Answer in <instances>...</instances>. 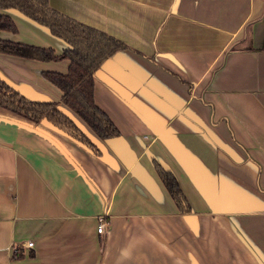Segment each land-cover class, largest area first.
<instances>
[{"label": "crops", "instance_id": "crops-1", "mask_svg": "<svg viewBox=\"0 0 264 264\" xmlns=\"http://www.w3.org/2000/svg\"><path fill=\"white\" fill-rule=\"evenodd\" d=\"M49 5L126 44L94 75L120 135L100 138L46 79L67 73L69 59L0 51L1 79L59 102L99 150L0 106V264H264V0ZM0 15L17 27L0 39L57 55L68 46L18 9Z\"/></svg>", "mask_w": 264, "mask_h": 264}, {"label": "trees", "instance_id": "trees-1", "mask_svg": "<svg viewBox=\"0 0 264 264\" xmlns=\"http://www.w3.org/2000/svg\"><path fill=\"white\" fill-rule=\"evenodd\" d=\"M0 7L20 10L68 44L63 53L57 55L52 48L0 39V51L38 60L69 59L67 73L44 71V76L61 89L62 102L75 111L100 138L118 137L120 130L96 102L94 75L105 60L117 50L125 48L126 44L53 9L49 0H0ZM0 29L16 31L17 27L9 16L0 15ZM0 106L35 121L47 119L99 152L74 120L59 108L57 101L30 99L0 78ZM155 166L180 210L191 212V205L176 176L157 161Z\"/></svg>", "mask_w": 264, "mask_h": 264}, {"label": "built area", "instance_id": "built-area-1", "mask_svg": "<svg viewBox=\"0 0 264 264\" xmlns=\"http://www.w3.org/2000/svg\"><path fill=\"white\" fill-rule=\"evenodd\" d=\"M104 227H105V222H104V220L101 218L100 219V223H99V226H98V232H100V233H102V232H104L105 230H104ZM28 247H33V245H34V243L33 242H31V241H28V242H26L25 243ZM17 248H15L14 249V252H17Z\"/></svg>", "mask_w": 264, "mask_h": 264}]
</instances>
